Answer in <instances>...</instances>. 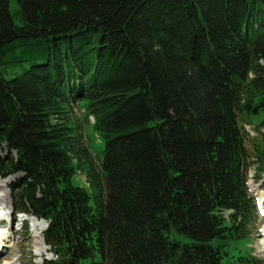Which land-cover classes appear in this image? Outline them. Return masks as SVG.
I'll list each match as a JSON object with an SVG mask.
<instances>
[{
  "label": "trees",
  "instance_id": "obj_1",
  "mask_svg": "<svg viewBox=\"0 0 264 264\" xmlns=\"http://www.w3.org/2000/svg\"><path fill=\"white\" fill-rule=\"evenodd\" d=\"M241 122L264 129V0H0V179L43 264H264Z\"/></svg>",
  "mask_w": 264,
  "mask_h": 264
},
{
  "label": "rangeland",
  "instance_id": "obj_2",
  "mask_svg": "<svg viewBox=\"0 0 264 264\" xmlns=\"http://www.w3.org/2000/svg\"><path fill=\"white\" fill-rule=\"evenodd\" d=\"M26 68L27 66H18L5 70L1 69V72L6 79H10L21 74ZM71 117L73 123L80 126L79 133L81 134L83 144L90 152L91 162L94 168L99 170L102 157L101 153L104 149V141L90 129L87 123H85L82 104L73 110ZM89 121L90 123L93 122L92 119H89ZM241 123L240 125L244 126L248 134L245 143L248 153L247 160L250 164L248 171V188L255 200L257 212L253 224L249 226L250 242L247 247L250 248L254 256L264 262V246L260 247L264 242V217L262 216V209H264V167L258 164L259 153L264 148V129L260 132H254L251 126ZM17 178L18 176H11L6 179H0V213H4L7 216L8 213H10L11 217L16 219L15 222L11 223L10 231H12V236L6 243L8 246L6 253H9L5 256L6 253L4 252L1 256L2 259L0 260V264H43L44 261L54 260L49 248L41 256L36 255L37 249L41 248L36 245L38 243L42 245V241L37 237L38 235H36L35 230L31 226L30 219L32 218L16 215L15 213L8 186ZM73 184L76 186H86L85 175L83 173H78L74 177ZM2 218L5 219V217L0 216V219ZM3 225L4 222L0 221V226L2 227ZM42 237L43 236H41V238Z\"/></svg>",
  "mask_w": 264,
  "mask_h": 264
},
{
  "label": "bare ground",
  "instance_id": "obj_3",
  "mask_svg": "<svg viewBox=\"0 0 264 264\" xmlns=\"http://www.w3.org/2000/svg\"><path fill=\"white\" fill-rule=\"evenodd\" d=\"M0 216L5 217V219L4 218L0 219V221L4 222V225L2 227L0 226V260H1L2 259L1 256L4 254V252L6 253V250H8V246L6 243L11 239V236H12L11 234L12 231H10L11 223L15 222L16 219L12 218L10 213H8V216L5 215L4 213H0ZM31 218H32L30 219L31 226L35 230L36 235H38L37 237L40 239V241H42V245L41 243H38L36 245L37 247H41L40 249H37L36 255L41 256L48 249V247L43 243V237L41 238V236H43V231L46 228V223L43 220H37L33 217ZM263 246H264V242L261 244L260 247H263ZM7 253L5 254V256L7 255Z\"/></svg>",
  "mask_w": 264,
  "mask_h": 264
}]
</instances>
